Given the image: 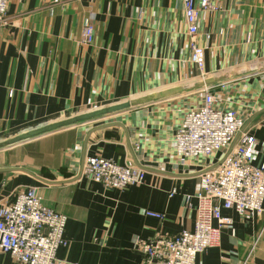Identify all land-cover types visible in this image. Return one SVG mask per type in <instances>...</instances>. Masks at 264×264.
<instances>
[{"label":"crops","instance_id":"0c3cea01","mask_svg":"<svg viewBox=\"0 0 264 264\" xmlns=\"http://www.w3.org/2000/svg\"><path fill=\"white\" fill-rule=\"evenodd\" d=\"M212 1L217 9L201 11L197 22L195 40L205 51L200 69L191 61L182 0H10L0 21V141L190 86L0 150V205L32 187L67 216L57 264H141L138 240L193 229L200 161H182L173 136L184 114L202 103L208 87L194 85L203 79L229 75L210 85L216 104L243 117L236 139L252 135V163L264 162V0ZM88 21L95 28L91 44L83 42ZM90 156L143 164L145 180L106 188L81 174ZM262 209L253 216L223 209L234 231L223 228L196 264H264V203ZM1 261L21 264L10 254Z\"/></svg>","mask_w":264,"mask_h":264},{"label":"built area","instance_id":"2783aa9c","mask_svg":"<svg viewBox=\"0 0 264 264\" xmlns=\"http://www.w3.org/2000/svg\"><path fill=\"white\" fill-rule=\"evenodd\" d=\"M182 1L191 61L203 69L205 51L195 40L197 22L201 11L215 10L217 6L212 0ZM9 2L0 0V21L6 16ZM94 40V24L85 22L83 42L91 44ZM244 124L236 110L217 106L208 88L202 103L184 114L173 141L182 161H200L194 227L174 236L138 240L137 246L144 254L141 264H196L200 254L218 244L223 228L234 231L233 221L222 215L223 209L234 210L240 216H253L263 210L264 162L252 163L256 141L252 135L242 134L236 139ZM81 174L106 188L125 189L143 183L146 171L102 156H90ZM175 193L173 189L170 195ZM146 215L165 219V214L158 211L148 210ZM66 223L67 216L47 207L35 188L17 192L12 203L0 205V264L2 254H10L21 264H57V251L66 245Z\"/></svg>","mask_w":264,"mask_h":264},{"label":"water","instance_id":"95a60500","mask_svg":"<svg viewBox=\"0 0 264 264\" xmlns=\"http://www.w3.org/2000/svg\"><path fill=\"white\" fill-rule=\"evenodd\" d=\"M228 77H229V75L223 76V77H217V78L203 79L198 83L199 84L198 86L194 85V87H202V86H203V88L208 87L209 89H211L210 91L212 93H214L215 89L210 88L211 87L210 85L217 83V82H224L228 79ZM184 87H186V88H184ZM189 87H190L189 85L188 86H182V87H179V86L174 87V88L165 90L163 92L151 94V95L144 97V98L135 99V100H128L125 102H121V103L113 104V105H110L107 107L92 110V111H89L86 113L78 114V115L63 119V120H59L56 122L45 124L43 126L22 132L16 136L11 137V138L1 140L0 141V150L8 149V148L14 147L16 145H19L21 143L39 138L41 136H44V135H47V134H50V133H53V132H56L59 130H63V129H66V128L87 122V121L102 118V117L111 115L113 113L129 109V108L134 107V106H138V105H141L144 103L160 100V99L166 98V97L171 96V95L173 96L177 93L187 91V89ZM235 141H236V139H235ZM235 141L233 142V144L235 143ZM138 165H139L138 167H140L141 169H144V170L146 169L145 166H143V164L138 163Z\"/></svg>","mask_w":264,"mask_h":264}]
</instances>
